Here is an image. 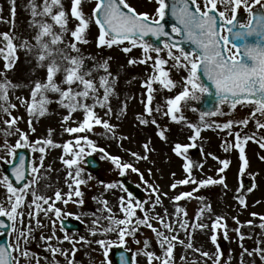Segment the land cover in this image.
Segmentation results:
<instances>
[{
    "label": "snow or ice",
    "instance_id": "1",
    "mask_svg": "<svg viewBox=\"0 0 264 264\" xmlns=\"http://www.w3.org/2000/svg\"><path fill=\"white\" fill-rule=\"evenodd\" d=\"M13 7L11 9L13 16L15 15V0H12ZM83 0H71V17L78 21L74 29H69V13L65 10L62 0H42V3H37L36 0H30L31 7V26L36 29L32 43L28 39H22L17 45L15 42L17 37L5 32L2 35V40L5 42V47H0V55L5 61L3 70H0V113L5 114L8 118L3 120L6 128L3 131L5 139L3 145L8 150V155L15 158L17 150L31 146L32 151H39L42 155L39 161L34 164L31 171L34 174L30 183L24 184L22 188H16L7 176L0 178V185H3L8 193L6 200L0 202V217H7L11 221V225H6L0 220V228L11 227L13 233L16 234L15 243H10L7 246H0V264H20L23 259L29 262L32 259L27 249L32 233V221L35 220L36 227H42V221L39 219L40 212L54 213L57 221L64 215H72L71 213H63L61 208L55 206V202L62 201L65 205L72 200L73 195L81 197L74 201L79 205L84 204L83 192L81 185L87 184V179L82 178L84 171L80 165L83 163L85 155H92L93 152L99 151L104 153L105 158L109 159L120 175H125L129 170L137 173L141 181L145 184L148 182L144 179V175L132 163L122 162L121 157L108 154L104 148L98 147L93 140L87 135L78 136L75 139V146L78 150H73L72 141L63 145L65 155H71V158L65 159L61 157L62 163L69 169L67 178L72 181L68 183L69 192L62 194L57 190L53 197L39 194L37 186L41 178L40 169L44 167L45 145L59 147L53 139H51V131L49 130V138L38 139L34 143H30L29 136L26 132L18 127V122L23 119L20 116H13L12 110L17 109L22 105L28 113L30 119L27 121L29 128L34 132L32 127L31 117L44 116L48 111V105L53 101L49 97V93L56 94L58 99L55 101L61 107L68 110V115L63 117L64 123L72 119V113L82 111L83 119L76 127H66L64 131L68 133H84L92 131L94 126H101L106 132L112 133L115 136V126L108 121L99 117L95 111L96 107L106 108V115L112 112L110 104V96L114 92L110 77L112 73L109 71L107 59L103 62H98L94 67L102 68L105 75L100 76L99 85L90 78L92 69L86 67L85 58L81 54L80 44L89 43L85 33L90 27V24L95 23L99 28L97 37V47L112 48L114 45H127L122 48V51L129 53L133 47L142 49L143 56L139 60L133 58L128 61L129 64H148L151 61L152 73L142 85L147 90V103L145 112L148 116H152L153 111H160L157 107L153 109L152 102L154 99L153 93L157 91L154 84H159L162 89L171 92L177 87V82L171 78L170 68L167 66L171 62V68L183 70L186 75L181 77L182 90L173 97L166 98L165 116H169L175 123L184 122L186 127L192 131L189 139L191 144L176 143L173 151L177 156L184 157V171L187 173V178L175 181L171 184V189L175 190L178 185L195 184L198 187L193 191L182 192L171 199L174 202H179L185 198H192L194 191H199L200 187L206 185H223L227 188L225 177L220 176L218 179L208 177L204 180H197L193 174V167L203 165H194L188 159L186 153L189 148L196 147V141L201 138L202 130L215 128L219 130H228L229 135H234L236 143L233 145L239 149V158L243 162L239 169L242 175L249 167V161L245 156L243 144L254 139L253 136L241 137L239 132L233 133L231 129L236 125L247 126L249 118L255 119L257 114L264 116V2L262 0H172L171 5L168 0H155L156 7L153 13L138 11L131 5L129 0H95L94 8L91 14H86L82 8ZM218 4L224 5V10L218 9ZM256 5H260L258 10H254ZM243 9L248 19L246 22L238 18L239 10ZM230 12V15L228 14ZM170 13L174 23L171 25V31H166L165 17ZM39 17L40 19H37ZM57 29H59L57 31ZM70 32L71 39L65 40V35ZM146 37H154L157 41H161L162 47H158L151 43ZM190 45L189 49H185L183 45ZM23 48L27 53L33 55L36 61V67L46 70V77L43 80L33 81V86L30 91V98L16 97L20 105L13 103L10 98V90H13L20 85L14 84L7 78L6 73L14 68L17 56V49ZM76 53L73 55L72 53ZM166 52V57L161 53ZM152 53H155L153 56ZM110 59V58H108ZM103 89V94H100V89ZM214 96L217 101V107L208 112H201L199 123H192L183 115L182 107L187 105L189 101L199 100L202 96ZM91 99L92 103L87 101ZM228 105L230 112L236 110L238 105H252L253 109L249 117L232 120L229 119L224 123L209 121L208 117L218 115H229L223 113L220 106ZM126 107V106H125ZM195 111V109H192ZM123 111V109H122ZM137 119L141 124L149 123L156 125L160 129V125L156 119H146L143 115ZM258 129L264 128V122L256 119ZM166 129H160L158 135L161 139L166 140ZM8 136H18L14 145L9 144ZM127 139V137H123ZM260 148L264 149V137L256 141ZM151 141L145 142L142 147L144 155L137 152H130L131 156L137 160H148V153L153 151L150 148ZM36 145H41L37 149ZM224 150H228V142H224ZM91 149V151H88ZM203 151V149H201ZM212 155L214 159H218ZM23 157H20L21 166L13 170V175L17 181L24 179L23 172ZM264 160V156L260 157ZM223 167L218 169V173H223L229 167L228 160H221ZM151 174V169H149ZM175 176V173L172 174ZM254 179V176H253ZM107 189L117 187L115 184H104ZM120 187H123L122 185ZM150 199L139 201L127 188H123L126 195L118 198V208L121 215L109 206L107 199L94 197L93 199L103 205L91 213L94 217L90 234L92 236H107L109 233H115L118 237V243L123 246L128 243L127 237H132L135 244H142V248L138 249L136 254L132 256V264H137L136 256L143 254L146 257L147 264H154L158 261L159 264H174V249L179 243L185 245V241L179 238L177 226L183 230L186 236L189 237L187 248H193L191 243L190 228L204 229L208 225L200 222L205 210L211 211V205L205 204L197 213L195 223H189L187 220V210L177 206L175 212L171 215L175 217V221L168 219L170 214L164 209V214L156 212L157 206H162V196L167 193H162L157 186L149 184ZM255 188L253 183L246 191H252ZM245 189H241L244 191ZM31 196V201L25 204L28 196ZM66 196L67 198H64ZM202 199V198H200ZM235 199L243 207H247L246 198L241 194ZM50 201H52L50 203ZM259 203V201H257ZM47 205V207H43ZM148 205V207H145ZM33 209L27 211L23 209ZM138 211L141 215H138ZM106 212L107 215H103ZM97 213H101L97 215ZM87 215V213H85ZM254 217L257 213H252ZM183 217V218H181ZM27 218L28 223L25 224ZM76 219H80L79 216ZM236 219L239 224L238 218ZM261 221H264V216H259ZM164 229L161 231L152 221ZM224 217L217 216L212 223L213 234L211 241L213 244L217 242L215 230L219 227L224 228L225 237H227V225L222 223ZM249 225L253 221L247 222ZM142 226L149 228L154 234L163 250V256H159L154 251H149L151 243L149 239L141 241L137 238V234L141 231ZM55 227V222H53ZM259 227L264 229V222ZM63 231V227H61ZM240 235L241 241L244 240V235L239 232V228L235 229ZM166 233H173L168 235ZM11 234V233H10ZM47 244V250L51 252L52 259L50 264H60L56 259L57 255L63 256L67 264H76L75 253L78 251L76 244H98L104 251L105 257L108 256V249L113 246V242L106 239H97L90 241L86 237L81 236L79 241L74 240L71 235L65 233L63 238L56 236L55 231L50 236H41ZM56 239L57 245L53 246L51 241ZM64 241L72 244L71 249H63L59 245ZM240 264H245V254L248 257L258 256L261 264H264V247H255L251 250L245 248L241 244ZM131 251V249H129ZM14 253L16 255H14ZM34 255V254H33ZM87 255V253L85 254ZM202 255L213 260V264H221L223 253L217 246L215 253L207 251L202 252ZM47 259V257L45 258ZM183 259V257H181ZM231 258L226 264H230ZM36 264H39V259L36 258ZM119 264H129V260L121 253ZM255 264V261H252Z\"/></svg>",
    "mask_w": 264,
    "mask_h": 264
},
{
    "label": "rangeland",
    "instance_id": "2",
    "mask_svg": "<svg viewBox=\"0 0 264 264\" xmlns=\"http://www.w3.org/2000/svg\"><path fill=\"white\" fill-rule=\"evenodd\" d=\"M36 2L42 3V0H36ZM129 2L141 12L153 13L156 7L155 0H129ZM200 2L202 3V0ZM62 3L64 4L65 10L69 13L68 27L69 29H74L78 21L72 18L70 14L71 0H62ZM94 5L95 0H83L82 8L86 14H91ZM14 6L15 15L13 16L11 11L13 7L12 0H0V34L8 32L17 37L15 41L17 45L21 43L22 39H28L32 43H35L32 40L36 29L31 26L33 18L31 16L30 0H15ZM218 9L221 11L224 10V5L218 4ZM228 14L230 15V12ZM37 19L40 18L37 17ZM98 34L99 30L96 24H90L89 29L85 33L89 43L80 44L79 47L81 48V54L85 58L86 67L92 69V76L90 78H93L97 82V85H99L100 76L106 73H104L102 68L94 66L98 62H103L107 59L109 71L112 73L110 81L114 88V92L110 96L112 112L106 115L107 109L99 106L96 107L95 111L100 118L115 126V136L112 133L106 132L101 126H94L92 131L84 133L70 134L64 131L66 127H76L82 121L83 113L82 111L72 113V119L64 123L63 117L68 115V110L55 102L58 96L52 93L48 94L53 102L48 105L47 113L42 117H31L32 127L35 129L33 132L27 123L30 117L25 108L16 100V97L30 98V91L33 86L32 82L45 79L46 70L36 67V61L33 55L27 53L23 48H18L17 56L19 59L16 61L14 68L6 73L9 80L14 84L20 85L10 90L12 102L20 105L17 109L12 110V115L23 117L18 122V127L28 134L30 143H34L38 139L43 140L49 138V130H52L51 139L57 145H60L59 147L44 146V167L40 169L42 175L39 179L37 191L39 194L53 197V200L54 193L57 190L61 191L62 194L69 192L68 183H72V181L67 178L69 169L62 163L61 157L68 159L71 158V155H65L63 145L72 141L73 150H78L75 146V139L83 135H87L98 147L104 148L108 154L121 157L122 162L134 164L143 173L144 179L148 184L141 181L139 174L133 173L130 170L125 175H120L119 170L115 168L109 159L105 158L104 153L99 151L93 152L90 156H95L100 160L101 170L95 174L89 172L85 164V159L89 155H85L83 157V163L80 165L84 170L81 175L84 179H87L88 176L92 178L87 180V184L80 186L83 192L82 199L84 200V204L79 205L75 203L74 201L81 199V197L74 195L72 200L66 205L62 201L55 202V206L61 208L63 213L72 214L62 216L59 221H57L54 213H48L46 216L44 212H40L39 219L42 221L43 226L37 228L35 220L32 221V227L34 229L32 237L34 238H30L27 244L29 254L32 256L30 264H36V258L39 259V264H50L52 259L51 252L47 250L46 242L40 239V237L42 235L50 236L53 231L61 239L65 233H68L77 241L83 236L90 241L101 238L112 241V247L119 245L118 237L115 233H109L107 236H92L90 234V228L92 227V220L94 219L91 213L103 207L97 200L93 199L94 197L107 199L109 206L113 208L118 216L121 215L118 208V198L126 195L123 187H120L121 185L123 186V179L139 185L143 189L145 196L141 201L148 200L151 203L149 184L157 186L162 193H167L166 196L161 197L163 203L162 206H157L156 212L163 215L164 209L166 208L170 214L168 219L173 222L175 221V217L171 214L175 212L177 206L187 210V220L189 223H195V217L199 210L205 204L211 205V211L205 210L200 220L201 223L208 225V227L204 229H189L193 248H187L185 246L189 241V237L177 226L179 238L185 241V245L177 243L173 253L174 264H213L215 256L212 259H208L202 255V252L215 253L217 246H219V250L223 253L221 264H226L229 258H231L230 264H240L241 244L249 250L257 246L264 247V229L259 227L264 222L259 219V216H264V160L260 159V157L264 156V149L260 148L256 142L264 137V128L258 129L255 122L256 119L264 122V116L257 114L255 119L249 118L247 126L236 125L231 129L233 133L239 132L241 137L245 135H254L255 137L246 144H243L245 156L249 161V167L242 175L239 173V169L243 162L239 158V149L233 146L236 143L234 135H229L228 130L222 131L214 127L202 130L201 138L195 142L197 146L189 148V151L186 153V156L194 165H203L202 169L200 167H193L192 174L197 180H204L208 177L218 179L220 176H223L228 187L224 188L220 184L206 185L200 187L199 191H194L192 198H185L179 202H174L171 198L175 195L193 191V189L198 187L191 183L178 185L175 190L170 187L175 181L187 178V173L183 167L186 161L184 157L177 156L174 153V145L176 143L191 144L192 141L189 137L193 133L186 127L184 122L175 123L169 116H165L163 113L166 111V98L173 97L182 90L181 77L182 75H186V73L183 70L171 68V62L169 63L167 67L170 68L171 78L177 82V87L169 92L162 89L158 83L154 84V88L157 91L153 93L154 99L152 107L153 109L159 107L160 111L157 112L154 110L152 116H148L145 112L148 94L146 88L142 85L153 71L151 68L152 62L149 61L148 64H129L128 61L130 59L135 58L139 60L142 58L143 52L141 48L133 47L131 52L125 53L122 51V48L130 45H114L112 48L106 46L97 47ZM70 39L71 35L69 32L65 35V40ZM0 47H5L2 35H0ZM72 54L76 55L74 52ZM152 55L154 56L155 53H152ZM161 55L166 57V52H162ZM4 63L3 56L0 55V70H3ZM0 79H3V76H0ZM100 94H103L102 88L100 89ZM87 102L91 104L92 100L89 99ZM195 105V100L189 101L187 105L182 107V112L187 120L198 124L200 113L192 110ZM252 109V105H238L235 111L230 112L229 106L226 105L221 108V111L223 113H230L229 115H218L206 119L210 122L216 121L221 124L229 119L238 121L249 117ZM141 115L149 120L156 119L160 125V129H166L165 135L167 139L163 140L159 137L157 133L160 129L156 125L151 123L147 125L141 124L137 119ZM7 118L5 114L0 113V130L6 128L3 120ZM123 137H127V139H123ZM4 139L3 131H0V178L5 176L3 166L11 163L13 159L12 156L8 155V150L3 145ZM17 139L18 136L7 137L11 145H14ZM149 140L151 141L150 148L153 151L148 153V160H137L131 156L130 152H137L144 155L142 145ZM225 141L229 145L227 151L223 147ZM36 147L38 149L41 145H36ZM24 149L29 150L32 155V169L42 154L39 151L33 152L31 146ZM88 151H91V149H88ZM209 153L214 154L218 159H214L212 155H208ZM221 160H228L230 163L225 172L218 173V169L223 167L220 163ZM149 169H151V174H149ZM173 173H175V176L172 175ZM33 175L31 171V177L28 183H30ZM100 181H103L105 185L109 183L115 184L117 187L107 189L104 185L100 184ZM247 181L251 185L253 183L255 184V188L250 192L246 191L249 188ZM242 188L245 190L241 191ZM241 194L246 198L247 207L241 206L238 200L235 199L237 195ZM7 195L8 193L5 187L0 185V202H4ZM64 198L67 197L64 196ZM30 201L31 196L29 195L25 204ZM43 207H47V205H43ZM145 207H148V205ZM23 210L27 213V211H32L33 209L25 208ZM252 213L259 215L254 217ZM100 214L97 213V215ZM103 215H107V213L104 212ZM138 215H141L139 211ZM77 216L80 217L79 221L83 224V230L81 232L61 231L60 221L62 219H76ZM217 216L224 217L222 223H226L227 225V237H225L224 228L219 227L215 230L217 242L213 244L211 241V235L213 234L211 225ZM234 218H238L240 223L237 224ZM250 220L253 221L252 225L247 223ZM53 222H55V227H53ZM27 223L26 218L25 224ZM152 223L157 228H160L161 231H164L155 220ZM237 228H239V232L245 237L243 241H241L240 235L235 231ZM166 234L171 235L173 233ZM137 238L141 241L149 239L151 247L148 250L156 252L159 256H163V250L159 247L155 234L149 228L142 226L141 231L137 234ZM15 240L16 234L11 231L10 243L14 244ZM127 240L128 243L123 245V247L131 249V252L135 255L137 250L142 248V244H135L132 237H127ZM51 244L56 246V239H53ZM59 246L63 249L72 248V244L67 241H64ZM112 247L108 249V256L105 257L103 254L104 250L98 244L78 243L76 244L78 251L75 253L76 264H112V257L110 255ZM86 253L87 255H85ZM14 255L16 254L14 253ZM46 257L47 259H45ZM56 259L60 261V264H67L63 256L57 255ZM244 259L245 264H252V261H255V264H261L258 256L248 257L245 254ZM136 262L137 264H147L146 257L143 254L136 256ZM20 264H29V262L21 259ZM154 264H159V262L156 261Z\"/></svg>",
    "mask_w": 264,
    "mask_h": 264
},
{
    "label": "water",
    "instance_id": "3",
    "mask_svg": "<svg viewBox=\"0 0 264 264\" xmlns=\"http://www.w3.org/2000/svg\"><path fill=\"white\" fill-rule=\"evenodd\" d=\"M169 4L171 5L172 0H168ZM165 20L167 21L166 23V31H171V25L174 23V20L172 19L170 13L168 16L165 17ZM147 40H149L151 43L155 44L158 47H162V41L164 38L161 39V41H157L154 37H146ZM183 47L187 50L189 49L191 46L190 45H183ZM217 107V101L216 98L214 96H207L204 95L203 100L201 101V103L198 105V110L200 112H208V111H212ZM23 157V172H24V179L22 181H17L16 177L13 175V170L16 167H20L21 166V161H20V157ZM89 166L91 170L97 171L99 166L98 164L94 163L93 161H89ZM28 159L26 158L25 154L22 153V155H18L16 157V160L13 162V164L11 166H8L5 168V172L6 174L11 178V180L14 182V184L18 187L23 186L24 183H26V181L28 180ZM129 189H133L136 192L135 188L129 187ZM66 224L70 225V222H65ZM64 223V225H66ZM74 229H80V227L77 225L76 227H74ZM7 233V231H6ZM0 239L2 240V242H0V244H6L7 243V237L1 236ZM121 254H117L116 258H120ZM119 264V260L118 263Z\"/></svg>",
    "mask_w": 264,
    "mask_h": 264
}]
</instances>
